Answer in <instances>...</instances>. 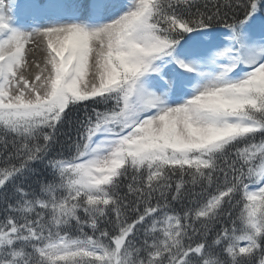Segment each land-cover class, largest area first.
<instances>
[{"label": "snow or ice", "instance_id": "1", "mask_svg": "<svg viewBox=\"0 0 264 264\" xmlns=\"http://www.w3.org/2000/svg\"><path fill=\"white\" fill-rule=\"evenodd\" d=\"M0 205V264H264V0H0Z\"/></svg>", "mask_w": 264, "mask_h": 264}, {"label": "trees", "instance_id": "2", "mask_svg": "<svg viewBox=\"0 0 264 264\" xmlns=\"http://www.w3.org/2000/svg\"><path fill=\"white\" fill-rule=\"evenodd\" d=\"M65 130H66V129H64V128L61 129L62 132L65 131ZM72 136L75 137V132H74V131L72 132ZM60 139H61L62 141H64V140L67 139V137L61 136ZM57 147H59V146H57ZM65 147H67V145H65ZM35 167H37L38 169H39V168H42L41 165H36ZM35 179H36V177H33V181H34ZM33 186H35V185H33ZM9 189H11V185L9 186ZM2 207H3V206L0 205V214H2ZM176 207L179 208L180 205L177 204ZM86 230H87V229H86Z\"/></svg>", "mask_w": 264, "mask_h": 264}]
</instances>
